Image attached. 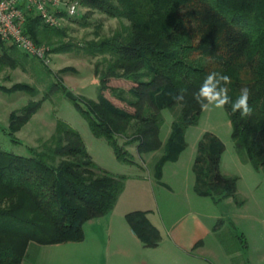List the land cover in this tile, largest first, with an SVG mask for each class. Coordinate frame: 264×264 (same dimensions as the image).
Here are the masks:
<instances>
[{
    "label": "trees",
    "instance_id": "16d2710c",
    "mask_svg": "<svg viewBox=\"0 0 264 264\" xmlns=\"http://www.w3.org/2000/svg\"><path fill=\"white\" fill-rule=\"evenodd\" d=\"M81 4L127 23L120 22L107 33L100 32L102 25H94L93 38L81 45L63 41L66 29L46 25L34 13L27 14L24 31L36 43L57 44L50 53L96 58L97 98L70 99L92 134L104 138L117 159L134 163L129 147L138 155L152 154L154 178L160 181L163 165L176 161L186 148V129L199 122L202 109L195 94L207 75L217 72L231 78L226 85L230 103L224 109L236 153L264 173V0H81ZM11 46L12 54L4 60L26 70V53ZM34 60L31 67L37 72V62L45 64ZM243 87L250 89L248 103L253 109L245 118L231 107ZM12 90L37 94L36 87L25 83ZM59 91L65 93L60 81L47 82L41 99L10 113L11 140L42 101ZM181 93L183 101L173 98ZM164 110L172 120L163 138ZM29 149L30 154L22 156L0 148V264H33L41 245L81 241L83 224L113 209L127 178L100 168L79 132L60 119L40 147ZM223 150L216 135L202 134L192 165L193 190L213 201L230 197L241 207L246 198L237 191L238 176L220 172ZM126 219L147 246L157 244L159 232L144 212H129ZM224 222L217 219L212 230L224 251L233 255L245 248L246 241L233 223L228 222L226 229Z\"/></svg>",
    "mask_w": 264,
    "mask_h": 264
},
{
    "label": "crops",
    "instance_id": "0c3cea01",
    "mask_svg": "<svg viewBox=\"0 0 264 264\" xmlns=\"http://www.w3.org/2000/svg\"><path fill=\"white\" fill-rule=\"evenodd\" d=\"M202 134H198L193 152L190 151L184 161L180 160V154L176 161L163 165L156 186L175 193L162 180L166 166L171 164L168 170L174 172L176 181L185 183V198L189 202L193 200L192 196L188 199L190 190L191 194L194 192L192 165ZM147 156L153 157L152 154ZM220 172L238 176L237 191L246 198L241 207L230 197L219 201L209 197L211 201H195L196 207L188 203L189 208L180 214L175 206L168 205L165 193L159 202L144 170L134 171L126 174L124 188L113 209L83 224L81 241L41 245L33 264H44L38 254L41 247L47 245L57 252L51 264H264V173L242 162L237 153L221 155ZM161 203L164 204L162 209ZM133 211L144 212L158 230L160 239L156 245L147 246L131 229L126 214ZM219 218L233 223L245 238V248L236 254H227L215 237L212 229ZM233 257L240 261H233Z\"/></svg>",
    "mask_w": 264,
    "mask_h": 264
},
{
    "label": "rangeland",
    "instance_id": "374dc122",
    "mask_svg": "<svg viewBox=\"0 0 264 264\" xmlns=\"http://www.w3.org/2000/svg\"><path fill=\"white\" fill-rule=\"evenodd\" d=\"M120 22L127 23L124 19L108 17L81 4L78 13L74 16L65 17L60 26L66 29V36L62 40L68 41L70 39L81 45L93 38L92 33L96 30L94 25H102L100 32L107 33L110 28L114 29L117 25H120ZM81 25L89 26L83 27ZM54 40L56 39L54 38ZM11 45L7 41H0V148L2 150L28 156L30 154L29 147H40L41 142L54 132L56 121L60 119L79 132L87 151L100 168L112 174L123 175L144 170V175L150 177L147 178V181L151 182V188L155 197L159 198V202H162L163 193H165V198H168L166 200L169 203L168 205L175 206V211L178 210L180 214L189 208L188 203L192 207H196L197 205H194L195 201H203V199L211 201L209 197L199 196L195 192L191 194L190 190V198L188 199H191L192 196L193 200L191 199V202H189L185 198V183L176 181L174 172L168 170L171 164L166 166V174L162 180L169 184L175 193L166 192L163 188L155 185L157 180L153 178V157L138 155L134 148L129 147L128 150L133 157L134 163L121 161L115 157L111 146L104 138H99L92 134L87 120L77 110L74 102L66 93L70 92L73 97L77 98V100L80 99V101L85 98L92 100L97 98L98 79L93 73V65L96 58H86L73 53H51L47 66L37 62L40 68L37 69V72H34L31 67V60H37L27 54V60L24 61L26 70L21 69L20 66H10L4 60L5 55L12 54ZM55 45L57 44L46 45V47L50 52ZM48 68L51 72L47 71ZM51 81H60L64 86L65 93L59 91L43 100L38 110L14 133L13 138L15 140H11V136L8 133L10 113L13 110L22 108L30 101L41 99L45 85ZM21 83L36 87L37 94L29 95L24 91L12 90ZM163 115L165 122L161 127V136L164 138L169 131L172 115L167 110L163 111ZM204 132H213L217 135L224 144L222 153L224 157L236 154L231 139V125L226 111L224 108L217 109L212 106L210 111L202 110L197 125L186 129L185 140L187 146L181 153V161L185 160L190 151L193 152L198 134L201 135ZM180 183L182 187L179 186ZM163 206L164 204L161 203V209ZM222 226L228 229V222L225 221ZM54 257H57V252L54 251L52 246L41 247L38 254L39 261L44 264H51V259ZM236 261L239 262L240 259L237 258Z\"/></svg>",
    "mask_w": 264,
    "mask_h": 264
},
{
    "label": "built area",
    "instance_id": "2783aa9c",
    "mask_svg": "<svg viewBox=\"0 0 264 264\" xmlns=\"http://www.w3.org/2000/svg\"><path fill=\"white\" fill-rule=\"evenodd\" d=\"M80 7L81 0H0V40L46 65L51 53L24 31L27 14L34 13L44 24L60 27L65 17L76 15Z\"/></svg>",
    "mask_w": 264,
    "mask_h": 264
},
{
    "label": "clouds",
    "instance_id": "9594fccd",
    "mask_svg": "<svg viewBox=\"0 0 264 264\" xmlns=\"http://www.w3.org/2000/svg\"><path fill=\"white\" fill-rule=\"evenodd\" d=\"M231 83V78L217 72H211L205 78L199 92L195 94L194 98L200 103L203 111H210L214 106L217 109H223L225 105L230 103L228 96V88L226 85ZM177 101H183V94H178L173 97ZM250 89L243 87L239 97L231 102L233 113L239 112L241 118L248 117L252 114L253 109L249 106ZM207 101V103H204Z\"/></svg>",
    "mask_w": 264,
    "mask_h": 264
},
{
    "label": "water",
    "instance_id": "95a60500",
    "mask_svg": "<svg viewBox=\"0 0 264 264\" xmlns=\"http://www.w3.org/2000/svg\"><path fill=\"white\" fill-rule=\"evenodd\" d=\"M66 95L69 97H73V95H71L70 92H67Z\"/></svg>",
    "mask_w": 264,
    "mask_h": 264
}]
</instances>
